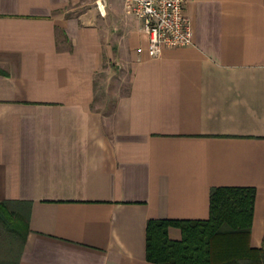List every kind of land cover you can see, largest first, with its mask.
I'll list each match as a JSON object with an SVG mask.
<instances>
[{"label":"crops","instance_id":"obj_1","mask_svg":"<svg viewBox=\"0 0 264 264\" xmlns=\"http://www.w3.org/2000/svg\"><path fill=\"white\" fill-rule=\"evenodd\" d=\"M186 13L193 44L151 58L123 0H0V201L29 207L16 264H155L148 221L207 220L218 187L255 188L263 247L264 0Z\"/></svg>","mask_w":264,"mask_h":264},{"label":"trees","instance_id":"obj_2","mask_svg":"<svg viewBox=\"0 0 264 264\" xmlns=\"http://www.w3.org/2000/svg\"><path fill=\"white\" fill-rule=\"evenodd\" d=\"M255 197L253 187H218L211 190L207 220H149L147 260L155 264H264V245L252 249L249 243ZM0 226L21 244L18 260L30 232L28 204L0 201ZM170 227L180 229V240L170 239Z\"/></svg>","mask_w":264,"mask_h":264},{"label":"built area","instance_id":"obj_3","mask_svg":"<svg viewBox=\"0 0 264 264\" xmlns=\"http://www.w3.org/2000/svg\"><path fill=\"white\" fill-rule=\"evenodd\" d=\"M101 12L105 3H97ZM126 15L142 22L148 36L147 52L151 58L164 49L187 47L193 44L194 32L186 13V0H123Z\"/></svg>","mask_w":264,"mask_h":264},{"label":"rangeland","instance_id":"obj_4","mask_svg":"<svg viewBox=\"0 0 264 264\" xmlns=\"http://www.w3.org/2000/svg\"><path fill=\"white\" fill-rule=\"evenodd\" d=\"M20 245L0 226V264H14L20 251Z\"/></svg>","mask_w":264,"mask_h":264}]
</instances>
